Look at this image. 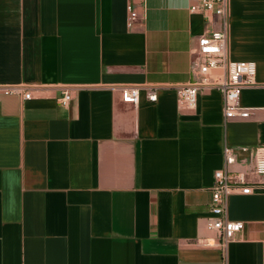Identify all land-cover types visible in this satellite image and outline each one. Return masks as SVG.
<instances>
[{
    "label": "crops",
    "instance_id": "crops-1",
    "mask_svg": "<svg viewBox=\"0 0 264 264\" xmlns=\"http://www.w3.org/2000/svg\"><path fill=\"white\" fill-rule=\"evenodd\" d=\"M189 3L0 0V84L30 91L0 92V264H264V175L227 197L243 227L224 257L208 226L223 145H264V0H229L228 56L256 74L239 97L250 114L228 119L216 89L177 106L196 37L219 25Z\"/></svg>",
    "mask_w": 264,
    "mask_h": 264
},
{
    "label": "built area",
    "instance_id": "built-area-1",
    "mask_svg": "<svg viewBox=\"0 0 264 264\" xmlns=\"http://www.w3.org/2000/svg\"><path fill=\"white\" fill-rule=\"evenodd\" d=\"M128 25H132L138 14L135 5L129 1L126 5ZM189 9L203 15L205 21L212 24L218 18L217 28H207L196 37L193 50V67L196 72L193 78L185 83L174 85L176 103L181 110L194 109L198 93L206 89H216L222 96L224 118H244L250 114V108L239 102L241 90L255 83L256 65L253 60H232L228 56L227 40L229 30V0H190ZM121 99L124 102L137 103L140 87L133 84L119 86ZM0 92L18 93L24 98L30 97V91L24 84H0ZM147 97L155 100V87L147 88ZM71 99L68 88H60L58 102L66 105ZM242 154V155H240ZM223 163L214 170L211 192V212L214 214L208 226L218 235L217 244L222 256H225L226 245L243 227L241 220L227 217V197L235 192L249 193L258 183L247 178V173L264 175V145L224 144L222 147ZM242 163L246 170L232 167Z\"/></svg>",
    "mask_w": 264,
    "mask_h": 264
}]
</instances>
